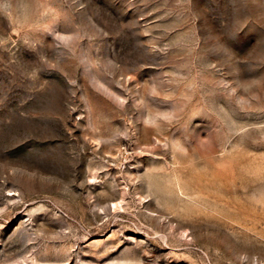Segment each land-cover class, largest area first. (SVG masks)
Wrapping results in <instances>:
<instances>
[{
    "label": "rangeland",
    "instance_id": "rangeland-1",
    "mask_svg": "<svg viewBox=\"0 0 264 264\" xmlns=\"http://www.w3.org/2000/svg\"><path fill=\"white\" fill-rule=\"evenodd\" d=\"M0 264H264V0H0Z\"/></svg>",
    "mask_w": 264,
    "mask_h": 264
}]
</instances>
